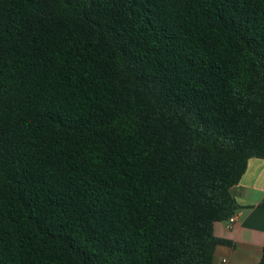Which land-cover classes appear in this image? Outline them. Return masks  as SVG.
I'll return each mask as SVG.
<instances>
[{
  "label": "trees",
  "instance_id": "16d2710c",
  "mask_svg": "<svg viewBox=\"0 0 264 264\" xmlns=\"http://www.w3.org/2000/svg\"><path fill=\"white\" fill-rule=\"evenodd\" d=\"M252 158L264 0H0V264H213Z\"/></svg>",
  "mask_w": 264,
  "mask_h": 264
},
{
  "label": "crops",
  "instance_id": "0c3cea01",
  "mask_svg": "<svg viewBox=\"0 0 264 264\" xmlns=\"http://www.w3.org/2000/svg\"><path fill=\"white\" fill-rule=\"evenodd\" d=\"M239 206L236 221L214 225V235L225 243L214 251L213 264H258L264 248V159L249 160L240 182L231 189Z\"/></svg>",
  "mask_w": 264,
  "mask_h": 264
},
{
  "label": "built area",
  "instance_id": "2783aa9c",
  "mask_svg": "<svg viewBox=\"0 0 264 264\" xmlns=\"http://www.w3.org/2000/svg\"><path fill=\"white\" fill-rule=\"evenodd\" d=\"M236 221V217L235 216H231L228 220H226V227L227 229H231L233 224Z\"/></svg>",
  "mask_w": 264,
  "mask_h": 264
}]
</instances>
